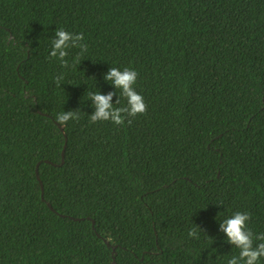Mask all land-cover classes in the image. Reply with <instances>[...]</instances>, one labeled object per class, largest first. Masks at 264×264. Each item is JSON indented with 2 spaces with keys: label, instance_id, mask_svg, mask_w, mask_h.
<instances>
[{
  "label": "trees",
  "instance_id": "1",
  "mask_svg": "<svg viewBox=\"0 0 264 264\" xmlns=\"http://www.w3.org/2000/svg\"><path fill=\"white\" fill-rule=\"evenodd\" d=\"M110 67L122 125L90 122ZM236 211L264 233V0H0V264H227Z\"/></svg>",
  "mask_w": 264,
  "mask_h": 264
},
{
  "label": "clouds",
  "instance_id": "2",
  "mask_svg": "<svg viewBox=\"0 0 264 264\" xmlns=\"http://www.w3.org/2000/svg\"><path fill=\"white\" fill-rule=\"evenodd\" d=\"M84 39L82 33L74 34L64 30L56 29L55 38L52 40L51 57H58L62 67H68L65 57L68 55L67 49L70 47L79 48L80 53L74 57V63L80 61V57L87 51L88 45L81 43ZM138 72L134 69L125 67L123 70L117 67H110L104 75L106 81H111L115 89L121 90V95L126 99V106L114 107V92L104 95L101 92H89V99L94 106V112L90 115V122L111 121L116 125H122L127 117H135L138 114H145L147 105L144 98L139 94L134 85L137 81ZM63 76H57L55 82L60 86ZM118 98L115 104H119ZM60 124H65L69 120H78L77 110H70L60 113L56 117ZM131 120L128 123L131 124ZM250 214L247 212L236 211L230 217L224 219L219 224V230L225 234L227 242L239 249V256H233L227 264H257L261 257H264V233L254 235L248 228ZM199 227V226H198ZM200 228V227H199ZM190 237L197 236L196 228L190 229ZM254 240L262 241L254 245Z\"/></svg>",
  "mask_w": 264,
  "mask_h": 264
},
{
  "label": "water",
  "instance_id": "3",
  "mask_svg": "<svg viewBox=\"0 0 264 264\" xmlns=\"http://www.w3.org/2000/svg\"><path fill=\"white\" fill-rule=\"evenodd\" d=\"M59 126H60V124H59ZM61 128H62V126H60ZM63 129V128H62ZM66 135V134H65ZM67 141H68V138H67V135H66V145H67ZM66 145H65V148H66ZM65 148H64V151H63V158H62V162H61V164H63L64 162H65ZM50 162V161H49ZM52 163V162H51ZM37 173H38V169H37ZM38 177L40 178V176H39V174H38ZM42 188L44 189V186H43V184H42ZM44 191V190H43ZM77 219H80V218H77ZM107 244L109 245V246H111V244L109 243V242H107ZM116 245L115 246H113V253H114V262H113V264H116V261H115V258H116Z\"/></svg>",
  "mask_w": 264,
  "mask_h": 264
}]
</instances>
